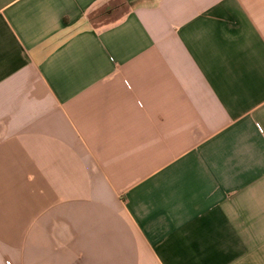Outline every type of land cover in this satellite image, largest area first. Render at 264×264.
Returning <instances> with one entry per match:
<instances>
[{
  "label": "crops",
  "instance_id": "obj_1",
  "mask_svg": "<svg viewBox=\"0 0 264 264\" xmlns=\"http://www.w3.org/2000/svg\"><path fill=\"white\" fill-rule=\"evenodd\" d=\"M0 264H264V0H0Z\"/></svg>",
  "mask_w": 264,
  "mask_h": 264
}]
</instances>
